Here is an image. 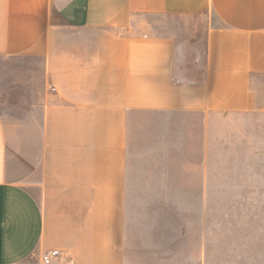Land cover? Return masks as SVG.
<instances>
[{
    "label": "crops",
    "instance_id": "crops-1",
    "mask_svg": "<svg viewBox=\"0 0 264 264\" xmlns=\"http://www.w3.org/2000/svg\"><path fill=\"white\" fill-rule=\"evenodd\" d=\"M254 176L264 0H0V264H264Z\"/></svg>",
    "mask_w": 264,
    "mask_h": 264
},
{
    "label": "rangeland",
    "instance_id": "rangeland-1",
    "mask_svg": "<svg viewBox=\"0 0 264 264\" xmlns=\"http://www.w3.org/2000/svg\"><path fill=\"white\" fill-rule=\"evenodd\" d=\"M168 19H172V17H167ZM163 19H166L164 17ZM172 23L175 24L176 27H189L180 25L177 20L172 19ZM202 22L200 24L194 23L191 27L195 30L196 28H200ZM258 125V122L255 123ZM251 140H252V160H253V174L259 173V162H260V153H259V145H260V134L259 129L255 128V126L251 130ZM255 183L253 186V195L252 200L243 201V202H231V201H221L219 202V210L218 213H264V205L259 200V186H258V177H253Z\"/></svg>",
    "mask_w": 264,
    "mask_h": 264
},
{
    "label": "built area",
    "instance_id": "built-area-1",
    "mask_svg": "<svg viewBox=\"0 0 264 264\" xmlns=\"http://www.w3.org/2000/svg\"><path fill=\"white\" fill-rule=\"evenodd\" d=\"M62 255L59 251H50L43 257V264H53L54 260L61 261Z\"/></svg>",
    "mask_w": 264,
    "mask_h": 264
}]
</instances>
